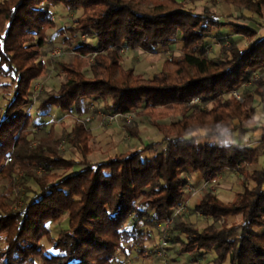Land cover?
<instances>
[{"label": "trees", "instance_id": "16d2710c", "mask_svg": "<svg viewBox=\"0 0 264 264\" xmlns=\"http://www.w3.org/2000/svg\"><path fill=\"white\" fill-rule=\"evenodd\" d=\"M145 1L149 7L142 6ZM219 2L231 7L226 19L208 8L189 10L184 0H0V181L11 182L22 172L37 187L17 209L7 194L0 195V264H125L143 253L151 230L183 204L184 171L199 173L209 184L224 170L241 175L242 191L224 202L206 189L194 210L212 222L199 229L173 221L175 254L207 253L209 264H264V123L253 118L251 96L241 103L232 94L223 98L264 65V34L254 26L264 27L257 20L264 0ZM57 4L81 10L59 29L74 56L58 63L64 77L56 91L39 99L34 118L23 107L32 104V81L46 73L38 59L55 26L48 6ZM227 25L245 36V46L232 45L217 58L198 54L211 29ZM81 34L90 42H80ZM175 41L182 42L181 53L150 76L123 67L119 48L154 53ZM87 54L94 61L88 76L81 58ZM85 98L102 100L106 113H136L160 138L94 162L88 158L92 134L81 119L66 137L80 160L62 156L52 124L37 140L30 137V126L52 107L80 114ZM244 123L260 129L258 140L225 143L239 129H249ZM126 131L138 137L136 127ZM146 152L152 156L143 158ZM250 165L259 167L249 170ZM64 213L66 224L52 235L45 223Z\"/></svg>", "mask_w": 264, "mask_h": 264}, {"label": "rangeland", "instance_id": "374dc122", "mask_svg": "<svg viewBox=\"0 0 264 264\" xmlns=\"http://www.w3.org/2000/svg\"><path fill=\"white\" fill-rule=\"evenodd\" d=\"M186 8L195 12H201L204 8H208L214 11L218 16L226 19L228 15L224 6H222L219 0H184ZM149 1L143 3V7H149ZM51 19L55 23L53 29H48L45 42L40 48V59L46 63V73L34 79L31 83V87L34 84H42L41 90L38 93V99L32 104H27L23 109L32 117L36 118L38 101L43 98L46 92L56 91L59 87L60 81L63 79L64 75L59 67V62H69L72 60L74 53L72 45L67 44L63 41V34L60 32L63 26L71 24L76 16L81 13V10L70 11L64 6L57 4L55 6H48ZM249 14V13H245ZM257 20L264 25V16L262 18H257ZM256 27V26H255ZM257 29L258 26L256 27ZM60 29V30H59ZM225 31L227 34L226 40L222 41L216 34V29H211L210 35L206 39L207 44L198 54L204 55L208 58L221 57L223 56L226 49L232 45L239 47L245 46L246 39L243 35H233L234 31L231 26H224L220 31ZM212 34V35H211ZM232 35L234 36L232 38ZM211 36V37H209ZM231 36V37H230ZM233 39V41H232ZM90 37L87 39L84 37V41L81 39L80 42H90ZM175 46L171 48H158L154 53H146L139 49L136 51L134 49H128L123 51V67L132 68L136 73H141L144 76H150L152 73L159 71L165 66V62L169 61L172 56L181 53L182 43L180 41H175ZM58 49L61 52L60 56L53 57L52 51ZM119 52V51H118ZM83 61V71L85 75H89L87 72L89 66L93 64V55L87 54L82 56ZM48 61V62H47ZM264 65L256 67L249 71L247 78L241 83L235 91H237L238 96L241 99H237L231 90L223 95V98L228 97L232 94L241 103L246 96H251L253 100V105L255 106V112L253 114L254 120L257 124L264 123ZM5 82V79L0 78V84ZM262 82L263 85H260ZM30 87V92H31ZM30 94V93H29ZM4 91L0 86V113L4 107L3 99ZM104 102L100 99H84V110L77 114L74 109L69 112H61L60 110L52 107L45 115L38 117L36 125H31L32 134L30 137L37 140L42 136L48 127L52 124L56 135L61 138L59 144L60 153L64 158L80 160L79 151L68 143L66 137L71 126L76 121V119L83 120L87 127L90 129L92 137L88 141L91 153L88 155L91 161H100L107 156L123 152L125 150L133 149L137 146L143 145L148 142L157 141L160 138L156 128L152 126L147 120L138 118L135 114L134 121L127 125L124 121L123 116H118L116 119H108V114L103 110ZM209 106V105H208ZM101 112V113H100ZM89 117V121H85V118ZM162 121L167 122L168 119H163ZM244 127L249 128L245 132L239 129L236 133L228 136L224 139L225 143H232L236 145L239 141L249 142L248 144L254 143L258 140L260 135V129H251V125L243 124ZM126 127L138 129V137L131 136L127 131ZM243 136V137H242ZM152 152H146L143 154V158L151 157ZM259 167V165H250L247 168L253 169ZM54 171L61 174L63 171L60 169H53ZM34 175L38 176L41 174V169H33ZM70 171H67L69 173ZM187 173V174H186ZM184 180L191 182L193 189L191 191L185 192V206L174 220L175 222H187L189 225L202 229L209 225L212 221L210 218L195 212L194 205L199 201L200 196L206 189L212 190L214 194L222 201L228 200L230 197H234L239 191H242L243 179L241 175L236 171L224 170L221 172L215 181L204 185L199 173H188L184 171L182 173ZM187 181V182H188ZM250 185V181H248ZM32 190H37L36 184L31 178H24L22 172H16L13 175V180L9 182L8 180L0 181V195L3 193L7 194L8 200L14 209H17L21 202L28 201L32 195ZM17 199V203H15ZM234 220L230 217L229 222ZM67 221L66 214H62L56 220H49L45 224L50 230L52 235H56L60 228H62ZM171 225L165 230H160L159 227H155L150 232V238L145 242L143 248V253L131 257L125 264H175L173 260L177 255L175 254L178 249V243L175 241V236L177 234L176 230H171ZM40 244L48 247V243L44 238L40 239ZM162 248L163 258L157 255L158 250ZM191 260H194L196 264H209L208 260L210 255L204 254H193L190 255ZM190 260V261H191ZM189 262V261H187Z\"/></svg>", "mask_w": 264, "mask_h": 264}, {"label": "built area", "instance_id": "2783aa9c", "mask_svg": "<svg viewBox=\"0 0 264 264\" xmlns=\"http://www.w3.org/2000/svg\"><path fill=\"white\" fill-rule=\"evenodd\" d=\"M84 37H86V39H87L88 35L87 34H81L80 35V39L82 41H84ZM124 50L125 49H122V48H119L118 49L119 53L120 52L122 53ZM52 55H53V57H57V56H60L61 55V52L58 49H54L52 51ZM41 86H42V84H40V83L37 84L36 83V84H34L31 87V92L29 94V97H30V100H31L32 103H34V102L37 101V99H38V93L41 90ZM232 93L235 95V97L237 99H241V97L238 96V93L239 92L237 93V91L234 90ZM190 102H196L197 103V102H199V100H198V98H193ZM107 114H108L107 115L108 116V119H116L118 116H123L124 117V121H125V123L127 125H129L130 123H132V121H134V118H135V114L133 112L126 113V114H121V113H107ZM89 120H90L89 117L85 118V121L86 122L89 121ZM187 181L188 180L186 178V180L184 181V184H183V188L184 189H187V191H191L193 189L192 184H191L190 181H188V182ZM203 184L206 185L207 183L204 182ZM185 192H186V190H185ZM184 204H185V202H183V204L175 207L172 210V213H171V216H170L169 220H167L166 222H164L162 225L159 226V229L160 230H162V229L165 230L166 228H168L173 223L174 219L177 218L178 214L180 212H182V210H183V208L185 206ZM157 255L163 258L162 255H164V254L162 253V248H160V250H158ZM164 264H166V263H164Z\"/></svg>", "mask_w": 264, "mask_h": 264}, {"label": "crops", "instance_id": "0c3cea01", "mask_svg": "<svg viewBox=\"0 0 264 264\" xmlns=\"http://www.w3.org/2000/svg\"><path fill=\"white\" fill-rule=\"evenodd\" d=\"M225 9H227V10H229V11H231V7H229V8H225ZM264 16V13H263V15H262V17ZM254 26H256L257 27V25H254ZM55 27V26H54ZM53 27V28H54ZM53 28H51V29H53ZM223 28V27H222ZM222 28H220V29H216V34L218 35V34H225V35H227V34H229V33H226L224 30L223 31H220ZM258 28H259V32L260 33H263L264 34V27H261L260 28V26H258ZM220 32V33H219ZM210 33H212V32H210ZM212 35V34H211ZM233 35H239V34H236L235 32H234V34ZM232 35V38L234 37ZM46 36H48V33H47V35ZM231 37V36H230ZM234 39V38H233ZM233 39H232V41H233ZM181 42V41H180ZM182 43V42H181ZM175 46V43L174 44H172V45H170V46H161V48H171L172 46ZM173 46V47H174ZM158 48H160V47H158ZM157 48V49H158ZM157 49H156V51H157ZM128 49H126L125 51H127ZM134 50L136 51L137 50V48H134ZM124 51V52H125ZM40 59V58H39ZM38 62H40V63H42V65H44V67H47L46 66V63H45V61H43V60H38ZM48 62V61H47ZM243 137V136H242ZM249 142H246V141H243V142H241V141H239L238 143H236V145H244V144H248ZM194 174V173H193ZM240 192V191H239ZM233 198V196L232 197H230L228 200H226V201H224V202H227V201H230L231 199ZM177 256L176 257H174L173 258V260L176 262L175 264H196L195 262H194V260H191V258H190V255H188V254H180V255H178V254H176ZM191 260V261H190ZM187 261H189V262H187Z\"/></svg>", "mask_w": 264, "mask_h": 264}]
</instances>
